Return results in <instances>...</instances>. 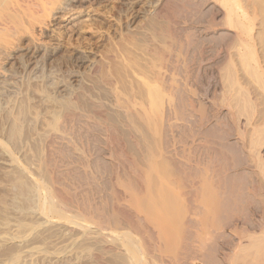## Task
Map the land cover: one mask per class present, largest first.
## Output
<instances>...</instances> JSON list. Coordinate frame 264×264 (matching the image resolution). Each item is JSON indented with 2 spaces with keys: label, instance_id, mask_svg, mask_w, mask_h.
<instances>
[{
  "label": "rangeland",
  "instance_id": "374dc122",
  "mask_svg": "<svg viewBox=\"0 0 264 264\" xmlns=\"http://www.w3.org/2000/svg\"><path fill=\"white\" fill-rule=\"evenodd\" d=\"M186 1L180 4V7L174 8V5H168V8L161 6V0H0V264H126L121 261L126 256L125 253L123 254L124 249L115 232H113L114 236L111 229V231H101L103 228L101 223L86 214L77 201L73 200L64 212L65 215L75 217L76 220L59 218L44 212L41 201L44 197L43 191L46 189L52 194L53 188L57 186L75 192L86 189L94 193L93 187L88 186L89 184L84 185L72 178L63 177L64 184L60 185V179L55 174L51 179L45 173L46 167L54 163L57 164L56 167L60 165L59 169L60 167L63 169V164L58 161L64 156L61 153H55L51 156L52 160H49L50 155L46 154L44 137H47V133H50L54 127L55 119L60 118L68 108L90 112L94 103L104 107L103 109L111 115L114 114L112 110L115 96L113 94L115 95L116 92L117 97L122 94L132 95L133 98H139L137 102L142 101L143 98L140 97H144V89H141L143 81L152 76L150 66L155 60L152 54L156 55V49L161 46L153 36L156 27L160 25L168 30L167 53L182 57L185 63L183 59L177 58L175 61L180 60V62H175V65L177 66V63L179 65L182 61L181 67L188 64V67H183L187 68L185 69L187 71L190 69L188 73H192L187 74L189 76L187 78V72L182 68V73H179L177 70L179 66H175L177 74L186 75V79L182 76L181 80L184 79L187 90L191 92V94L187 92L189 101L199 99L201 102L196 100L195 102L203 106L206 104L204 108L208 106L207 109L209 108L210 111L212 109L215 116L220 113L222 123H219L223 130L217 125L219 115L217 118L214 116L215 118L213 117L211 121L216 122L219 131L223 132L225 129L228 131L229 128L231 132L229 133L233 136L229 134L231 139L228 135L227 139L234 142L238 139L236 146L240 148L239 153L244 154L242 157L249 159V161L244 160L239 153L236 158L240 156L244 165L240 163V158L237 159L239 162L236 161L235 155L234 157L230 155L226 159L224 149L216 146L218 143L215 144L218 141L215 139L218 134L207 136V139H205L206 136L202 135L203 139L199 135L200 138H197L200 141L196 143L199 144L197 152L199 153V148H202L201 155H198L203 158L201 160L204 162L203 166H206L205 161H208V158L207 165L212 159L211 169L217 164L216 168L219 171L216 172L218 175L222 172L220 174L222 177H219L225 181L229 180L228 176L227 180L224 178L227 174L230 176V173L239 170L237 165H241L239 168L246 166L248 173L245 179H242L244 180L242 184L245 183V185L239 184L241 182L239 180L237 185L233 184V186L242 185L246 193L242 192L240 195L251 196L252 200L248 197L247 199L252 202L260 200V211H264V202H262L264 201V173L260 176V172L264 171V165H262L264 164V153H262L264 152V0H236L235 2L208 0L206 5L201 3L204 7L196 5L197 10L194 8L193 11L190 4L189 8L187 7ZM209 6L212 9L210 8L209 12L203 15V10L205 11V7L207 9ZM188 12L191 13L186 14ZM227 16H230L231 22L234 20L233 24L236 21L240 23L236 22V26H233L230 21L228 22ZM236 18H239V21ZM186 21L188 24L185 23ZM214 22L216 23L213 24ZM241 24L245 27L244 29ZM204 27L209 28L208 31L225 29L230 36L210 41L204 38V34L207 33L206 30L203 31ZM187 59L191 60L190 64ZM175 76L181 78L179 75ZM136 80L139 82H135ZM108 81L109 84H107ZM129 85L131 87H128ZM110 88L113 91H110ZM125 91L126 93H123ZM209 103L212 107H209ZM223 111H227L224 112L223 118L233 121L229 119L223 121V113L221 115ZM175 120L176 118L173 121L174 124H176ZM177 120L180 119L177 117ZM233 132L238 135H234ZM106 134L107 136L89 132L82 137L71 134L73 136L72 138L69 136L68 144L73 148L74 156L81 157V159L77 157L78 161L72 160L71 165L74 164V168L78 169L80 166L78 163H82V170L79 171L84 170L85 175L87 173L89 182L99 184L101 179H111L112 193L119 194L117 196L113 193L115 197L120 198L125 191L116 179V174L123 171L131 174L134 169L130 164L131 157L123 148V142L108 132ZM209 138H214L212 139L214 143L209 142L211 140ZM177 140L175 142L174 138L173 142L171 141L174 143V148L172 145L171 148V142L168 146L179 150L181 146L178 148L176 146L178 144L183 146V144ZM97 146L98 150L94 149ZM207 150L210 153L206 152ZM258 152L257 156L254 155ZM214 154L218 155L214 156ZM97 156H101L100 158L108 162L111 167H105L103 171L96 170L92 164ZM204 158L207 159L204 161ZM227 161H230L228 164L230 163L231 171L223 168L229 166ZM235 161L240 164L235 165ZM74 162H77L78 166H75ZM232 163L237 170L235 168L233 170ZM138 168L143 170L141 165ZM220 168L229 171H224L226 173L224 176L225 173L223 174ZM217 173L213 172L215 176ZM214 180L216 181V178ZM222 180L216 182L226 183L224 181L222 183ZM229 181H231L229 184L236 183L231 179ZM233 186L231 187H236ZM226 187H229L230 192L235 193L229 185ZM239 187L236 190L240 192L242 187ZM237 194L235 197L239 196L238 192ZM121 197L124 199L123 195ZM245 197H242L241 201L244 199L246 205L239 200L242 204V209L238 206L241 212L239 210L237 216L234 213L231 216L232 220L235 216L234 220L241 216L240 221L233 220L232 226L227 225L228 228L231 227L229 228L231 230L226 227L228 233L235 232L228 235L230 240L219 238L220 243L217 241V245L218 247L221 245L219 248L222 249L220 251L217 248L215 256L220 258L230 252L232 256L227 255L230 262L225 257L228 264H264V212L261 213L259 209L253 207L254 203L246 201ZM236 201L238 202L237 198ZM237 202H235L236 206L232 204L235 213ZM77 220L82 225L74 223ZM249 223L252 224L249 225L250 227ZM126 233L132 232L126 230ZM259 247L261 251L263 250L262 252L258 250ZM223 251L226 252L224 255ZM225 259L223 257L221 262L226 263Z\"/></svg>",
  "mask_w": 264,
  "mask_h": 264
},
{
  "label": "bare ground",
  "instance_id": "6f19581e",
  "mask_svg": "<svg viewBox=\"0 0 264 264\" xmlns=\"http://www.w3.org/2000/svg\"><path fill=\"white\" fill-rule=\"evenodd\" d=\"M26 1H30V0H26ZM184 1L185 0H161V2H162L161 6L162 7H168V5H170V6L174 5V8H176L175 6L180 7V4L184 3ZM228 1L235 2L236 0H227V2ZM186 2H188V6H187L188 8L190 5H191L190 7H193L191 10V11H193V9L196 8V5H197V7L199 5H200V7L201 6L204 7V5H206V3H208V0H187ZM203 2H205V3H203ZM201 3L204 5H201ZM234 5L236 6V4H234ZM16 6H14V7H16ZM210 6H212V5H210ZM210 6H209V8L207 7V9L205 7V11L203 10L204 13L202 12L203 15L204 14L206 15L209 12L210 8L212 9L213 6L212 7H210ZM168 8H167V10H168ZM196 10H197V8H196ZM174 11H175V9H174ZM163 12H165V11H163ZM175 12H174V16L177 13V12L176 13ZM229 12L231 13L232 11H229ZM14 13H16V12H14ZM190 13L188 12L186 14H190ZM202 13H201V16H202ZM180 14H182V13H180ZM228 14H226V15H228ZM185 15H183V16H185ZM222 15H223V13H222ZM243 15H245V13ZM229 17L227 16V19H229ZM234 17H237V15L236 16L234 15ZM170 18H171V16H170ZM185 18H186V16H185ZM231 19H232V17H231ZM233 19H235V18H233ZM238 19L239 18H236V20H238ZM198 20H199V18H198ZM184 21H185V19H184ZM229 21H230V24L231 23L233 24V22H234V20H232V22H231L230 19L228 20V22ZM182 22L183 21L181 20V23ZM236 22H235V24H236ZM170 23H168V24L170 25ZM173 23H174V21H173ZM185 23H187V21ZM215 23L216 22H214L213 24H215ZM237 23L239 24L240 22H237ZM2 24L4 25V22ZM213 24H212V26H213ZM235 24H233V26ZM183 25H184V23L182 24V26ZM175 26H173V27H175ZM3 27H5V26H3ZM164 27L165 26L161 27V25L158 28L156 27V30L154 32L155 34L153 35L158 40V42L160 43L161 46L158 45L159 49H156V52H157L156 55H155V53H153V54L151 53L153 55V59H155V60H153L154 63L151 62V63H153V65L150 66V67H152L151 78L149 79L148 76L144 75L145 73L143 74L145 77H148L147 78L148 80L145 78L146 80L143 81V87L141 86L142 87L141 89L142 90L144 89V97H140V98H143L142 101L139 100L140 102H137L136 100H138L139 98H137V99L135 97L133 98L132 95H126L125 96L122 93L121 94L123 96L118 94V95L123 97V98L122 97L120 98V96L119 97L116 96L117 92L116 93L114 92L115 95L113 94V96H115V99H114L115 101L113 102L114 104H113V110H112L114 112V114L110 115L109 113H107L103 109L104 107H102L99 104L93 103L91 106L92 110L90 112L83 111V110L80 111L81 109L73 110V109L68 108V110H66L62 113L60 118L55 119V121L53 123L54 127L52 128L50 133L49 132L47 133V135H46L47 137H44L45 138L44 143H46V145L44 144V146H46V149H47L46 154L48 156L50 155L49 157L46 155L49 160H52L51 156H54L55 153H61L64 156L63 159H59V161H58V163H60V164L62 163L64 167H62L63 169H61V167L59 169L60 165L58 167H56L57 164L54 163V164L49 165L47 167L45 166L46 167L45 173H47L51 179L55 174V176H57V178L60 179V182H61L60 185L64 184L62 182L63 177L72 178V179L76 180L77 182L83 183L84 185L89 184L88 186L93 187L94 193H90L86 189H82L79 192H75V191H71L70 189H67L65 187L59 188L57 186V187L53 188V191H54L53 194L50 191H48L47 189L45 191H43L44 197L42 199L43 201H41L42 207H43L44 212H46V214L55 215L56 217H59V218L66 217L68 219L74 220L75 217H73V218L69 217V216L65 215L64 212L67 211V206L71 205L73 200L77 201L81 205L82 210L86 214H89L90 217L97 219L101 223V225L103 226L101 231L105 232L106 230L111 229V230H113L112 233L115 232V235H116L118 241H120L119 243L121 244V247H123V249H124L123 254L125 253L124 255L126 256L121 261H123V263L125 262L126 264H223V263H225V262H223V263L221 262L223 260V257L225 259V257L227 258L228 254H229V256L231 254H230V252L229 253L227 252L226 256H223V257L220 256V258L216 257L215 251L217 250V248H219L221 246L220 245L218 247L217 241L219 240V238H220V240H222L221 238L227 239V238H229L228 237L229 234L235 232V231H230V233H228V231L226 230V227H227V225L232 226V224H233L232 221L236 218V216H237L236 214H239V210L241 212V209H242L241 202H244L243 205L245 204L244 199H243V201H241L242 197L243 198L245 197V194H242V196L240 194L242 192L246 193L245 192L246 190H244L242 187V185H243L242 181H244L242 179H245L248 172L245 169L246 166H245V168L244 167L239 168V166H241V165H239V166L237 165V163L239 162L237 159L240 158V156H239V154H240L239 149L240 148H238L239 146H236V142H238L239 140L237 139L238 141L236 140V142L230 141L231 138L229 136L231 135L230 134L231 132L229 131V128H228V131H225L227 129L224 130L225 132H228V133H225L224 131L223 132L219 131L217 129L216 122L211 121V119H213V117L215 116L214 111L212 109L210 111L209 108L207 109L208 106L206 108H204V106L206 104L204 106L200 105L201 103L199 104L198 102H201V101H199L198 98H197L198 100L194 99V101H193L194 103L191 102L193 99H191V101H189L190 99H188V97H189L188 95L191 94V92L189 90H187V86H185L186 83L183 82L184 79L183 80H181V79H182V76H185V79H186V75L187 74L189 75L192 73H188V71L190 70L189 68H188L189 69L188 71L185 70L187 68L184 69V67H188V64H186V66L183 65L184 67L183 66L181 67L180 64L182 63V61L179 65H178V63H177V66L175 65V62H180V60L183 59L182 57L179 58V57H177V55H175L176 56L175 57L174 54L170 55L167 53V51L169 49L168 45H167L168 42H166L168 30H167V28H164ZM166 27H168V26H166ZM180 27H178V28H180ZM237 27H238V25H237ZM241 27L243 29L245 28L243 26V24H241ZM194 29H196V28H194ZM208 29L209 28H207V27L203 28V31L204 30L207 31V33L204 34L205 35L204 38L208 39L210 41H212V40L216 41L217 39L227 37L229 35V33L225 29L220 28V29H216V30H212V31H208ZM202 33H204V32H202ZM166 54H168V55H166ZM154 55L156 56L155 58H154ZM189 55H191V54H189ZM177 58H179L180 60L175 61V59L177 60ZM189 59H187V60H189ZM146 61H148V59ZM190 61L191 60H189V64H190ZM183 63H185L184 59H183ZM215 64H217V63H215ZM175 66L176 67L179 66L177 68L179 73H182L181 69L183 68L187 72L186 73L184 71V73H186V75L177 74L178 71L176 70ZM194 73L195 72H193V74ZM262 74H263V72H262ZM139 75H141V74L139 73ZM175 75H179L181 78H176ZM188 75H187V78H189ZM221 79H219V80H221ZM135 82H139V81L136 80ZM107 84H109V81ZM192 84H193V82H192ZM128 87H131V86L129 85ZM190 87H191V85H190ZM126 89L128 90V88H126ZM110 91H113V90L111 89ZM134 91H135V89H134ZM188 91L190 92L189 94H187ZM263 92H264V90H263ZM110 93H112V92H110ZM123 93H126V91ZM195 93H197V92H195ZM199 93L200 92H198V94ZM192 94H194L193 90H192ZM219 95H220V93H219ZM136 96H138V95H136ZM231 97H233V95ZM195 100L198 102H195ZM225 101H227V100H225ZM217 105H215V107ZM202 106H203V108H202ZM210 106L212 107L211 104L209 105V107ZM224 108L225 107H223V109ZM229 111H231V109ZM224 112H227V111L221 112V115L223 113L222 119H223V121L224 120L228 121L229 118L228 119L223 118ZM231 113H229V114H231ZM217 116H215V117L217 118ZM226 116H227V114H226ZM230 116H232V115H230ZM177 117L180 120H177ZM175 118L177 121H180V122H177L175 120L176 124H174L173 121ZM218 118L219 119H218L217 125L220 126L219 122L222 123V120L220 121V115ZM215 120L217 121V119H215ZM229 120H232V119H229ZM206 122H208V123H206ZM177 123H179V124L177 125ZM230 125H232V124H230ZM219 126H218V128L221 127L222 130L224 129L222 126H220V127ZM232 126H234V125H232ZM233 129H235V128H233ZM82 130H84V131L82 132ZM236 131H238V130H236ZM89 132L96 133L97 135L98 134H104L105 136H107V134H106L107 132H108V134L110 133L116 139H119L120 141L123 142V144H124L123 148L126 150V152H128L129 156L131 157V161H130L131 163L130 164H131V167H133V169H134L133 173L135 175H132L133 173L130 174V172L127 173L124 171H123V173L118 172L116 174V179L118 180L119 184L123 188V191H125L124 194L122 193L120 195L121 200H120V198L115 197L116 195L118 196L119 194L113 192L114 194H116L114 196L112 193V189H111L112 186H111V181H110L111 179H101L99 184L90 181L91 182V184H90V182H89L90 178L87 177V173L85 175L84 170H83L84 173L82 171H81L82 173L79 171L81 169L82 163H78V164H80V166H78L77 162L76 163L74 162L75 166H78V169L76 167L74 168V166H73L74 164L71 165V162L73 163V161H78V159H79V158H77L79 155L77 157H75L76 155L74 156L73 148L71 146H69V144H68L70 137L72 138V136H73L71 134L74 133L77 136L82 137L83 134H87ZM216 134H218V135H217V138H215V139H218V141L215 140L216 141L215 144L218 143V144H216V146L218 145V146H220V149H221V147H222V149H224V152H226L225 154L227 155V158L226 157L225 158L228 159V156L232 155L234 157V155H235V159H236V161H238V162L235 161L236 164L235 163L234 164L237 165V169H239V170H237L236 166L233 165V163H232L233 170L235 168L237 171L234 172L232 170L234 173L229 172L230 176H229V174L226 175V173H225L226 171H229L231 169V166L229 165L230 163L228 164V162H230V161L226 162L229 166H226V167L221 166V168L222 167L226 168V169L230 168L229 170L225 171V170L220 168L223 171V174L225 173L224 176L226 175V177H224V178H226V180H227V176H228L229 180L231 179L232 181L234 180L233 182H236V183H231L232 185L229 184V182H231V181H229V180L225 181L224 179L222 180V178H220V177H222V176H220V174H222V172H219V175L216 172V171H219L216 168L217 164H216V166L214 165L215 169H216L215 171H214L213 165H212L213 170L211 169V164H212L211 158H210L211 161L208 163V165L206 162L209 161V158L208 159L206 158L208 161H205L206 159L204 158L206 166L205 165H204L205 167L203 166L204 162L201 161L203 158H201V156H199V155H201L200 152H201L202 148H199V150H200L199 153L197 152V150H198L197 146L199 144L197 145L196 143H197V141H198V143L200 141V139H198V138H200L199 135L200 136H202V135L206 136L205 139H207L208 138L207 136H209V137L214 136V135L216 136ZM235 134L236 133H234V135ZM227 135L230 139L229 138L227 139ZM236 135H238V133ZM172 136H175L174 137L175 142H176L177 137H178L179 139L177 141H180V143L183 144V146H182L181 144L175 143L176 145L178 144L176 146L177 148H178V146H181V148H179V150L176 148L171 149L173 144H174V143H172L174 138L170 139ZM232 136L233 135H231V137ZM203 139H204V137H203ZM209 139H211V138H209ZM212 139H214V138H212ZM212 139L209 140V142L210 141L213 142ZM169 142L172 143V144H170V146L172 145L171 148L168 146ZM223 142H225V143H223ZM213 143H210V144L212 145ZM201 145H202V143H201ZM201 145L199 147H201ZM205 147H204V149H205ZM98 148L99 147L97 146L94 149L98 150ZM173 148H174V146H173ZM101 149H99V150H101ZM242 149L245 150L244 148H242ZM213 150H214V148H213ZM218 150H219V147H218ZM206 152H209V150H207ZM204 153H205V150H204ZM223 153H221V155ZM237 153H239L238 154L239 158H236ZM262 153H264V152H262ZM258 154H259V152L257 154H254V155L257 156ZM96 155H98V154H96ZM177 155H178V157H176ZM215 155L216 154H214V156ZM219 155H220V152H219ZM242 155H244V154H242ZM242 155H241V158H243L244 160L248 159V157L245 158V156L242 157ZM249 156H251V155H249ZM50 157H51V159H50ZM100 157L97 156L96 158H94L92 165L96 170L103 171L106 169L105 167L109 166V164H108V162L104 161L103 158H100ZM223 158H224V156H223ZM80 159H81V157H80ZM215 159L217 160V158H215ZM250 159H251V157H250ZM218 161L220 162V160H218ZM247 161H249V159ZM256 161L260 162L259 160H256ZM222 162H223V160H222ZM241 162L243 163L242 159L240 160V163ZM109 163H111V162L109 161ZM240 163H238V164H240ZM247 163H249V162H247ZM69 164L71 166H69ZM251 164H252V162H251ZM139 165H141L143 167V170H140L138 168ZM218 165H219V163H218ZM243 165H244V163H243ZM262 165H264V164H262ZM109 167H111V166H109ZM260 170L262 171V169H260ZM213 172L217 173L218 177L215 176L213 174ZM258 172H260V171L258 170ZM260 173H261L260 174V176H261L262 173H264V171L260 172ZM130 175H132V176H130ZM212 175L215 176L216 181H219L221 179L222 183H223V181L226 183L219 184V182H216L214 180L215 178H213L214 176L212 177ZM234 177L236 179H233ZM218 178H220V179H218ZM239 180L241 182H239ZM237 181L239 182V184L241 183L242 185L240 186L238 184V186H236ZM233 184H236V185L233 186ZM228 185L230 186L231 189L235 190V193L233 192L234 193L233 196H232V194H233L232 191L230 192V190L228 189L229 187L228 188L226 187ZM244 185H245V183H244ZM231 186H233V187L236 186V187L232 188ZM239 186L242 187L240 189V192L238 191V189L236 190V188ZM237 192L239 193V196L235 197ZM248 194H246V196ZM122 195L124 196V199H122L123 198V197H121ZM232 197L233 198L235 197V198L233 199ZM247 197H245V198L247 199ZM250 197H248V198L250 200H252ZM236 198L238 199V202L236 201ZM249 199H247L246 201H250ZM234 201L237 202L236 213H235V211L233 212V210H235L234 205L236 206V203ZM259 201L255 202V200H254L253 202L252 201H250V202H251V204L254 203L253 207H255L257 210L259 209V211H260V205L259 204L261 202H259ZM262 202H264V201L262 200ZM238 203H240V205H238ZM232 204H234V205H232ZM238 206L241 209H239ZM262 212H264V211H262ZM232 213H234L236 215L233 220L231 218V216L233 215ZM245 214H246V211H245ZM230 218H231V221H230ZM239 218H237L238 221H240ZM237 219L234 221H237ZM257 220H259V219H257ZM260 220H262V219H260ZM74 223L82 225L81 223L78 222V220ZM258 223H260V222H258ZM250 224L251 223H249L248 226ZM108 225H110V227ZM229 228H231V227H229ZM229 228H228V230H231ZM259 229H260V227H259ZM262 229L263 228H261V230ZM126 230H129V232H132V233L127 234ZM233 230H235V229H233ZM240 230L241 229H238V231H240ZM263 232H264V230H263ZM234 234H236V233H234ZM113 235H114V233H113ZM230 239L231 238H229V240ZM252 246H253V244H252ZM248 247H251V246H248ZM248 247H247V249H248ZM219 249L221 251L222 248H219ZM254 249L255 248H253V250ZM103 250H107V248H103ZM258 250H260V247ZM232 251H233V248H232ZM232 251H231V253L234 254V252H232ZM260 251H259V254H260ZM220 253L222 255V252H220ZM224 253H226V252L223 251V255H224ZM256 255H257V252L255 254V257H256ZM120 257H122V255H120ZM120 257H119V259H120ZM229 259L230 258L228 257L227 260L229 261ZM227 260L225 259V261H226L225 264H228ZM231 261L233 262L232 259H231ZM98 262H101V261H98Z\"/></svg>",
  "mask_w": 264,
  "mask_h": 264
}]
</instances>
